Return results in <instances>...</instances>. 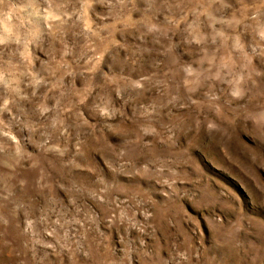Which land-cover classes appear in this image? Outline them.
Listing matches in <instances>:
<instances>
[{
  "label": "rangeland",
  "instance_id": "1",
  "mask_svg": "<svg viewBox=\"0 0 264 264\" xmlns=\"http://www.w3.org/2000/svg\"><path fill=\"white\" fill-rule=\"evenodd\" d=\"M0 264H264V0H0Z\"/></svg>",
  "mask_w": 264,
  "mask_h": 264
}]
</instances>
